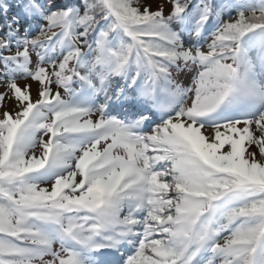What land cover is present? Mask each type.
Wrapping results in <instances>:
<instances>
[{
    "label": "snow or ice",
    "instance_id": "6c2138e0",
    "mask_svg": "<svg viewBox=\"0 0 264 264\" xmlns=\"http://www.w3.org/2000/svg\"><path fill=\"white\" fill-rule=\"evenodd\" d=\"M0 264H264V0H0Z\"/></svg>",
    "mask_w": 264,
    "mask_h": 264
},
{
    "label": "rangeland",
    "instance_id": "374dc122",
    "mask_svg": "<svg viewBox=\"0 0 264 264\" xmlns=\"http://www.w3.org/2000/svg\"><path fill=\"white\" fill-rule=\"evenodd\" d=\"M165 11L167 12V9H165ZM179 79L183 81L186 85L190 83V80L185 76H180ZM33 87H35V85Z\"/></svg>",
    "mask_w": 264,
    "mask_h": 264
}]
</instances>
